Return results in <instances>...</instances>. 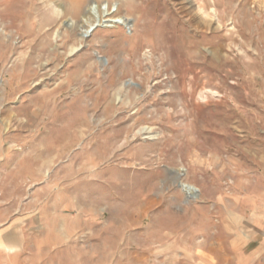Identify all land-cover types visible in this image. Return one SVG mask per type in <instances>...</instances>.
Returning a JSON list of instances; mask_svg holds the SVG:
<instances>
[{"label": "rangeland", "instance_id": "1", "mask_svg": "<svg viewBox=\"0 0 264 264\" xmlns=\"http://www.w3.org/2000/svg\"><path fill=\"white\" fill-rule=\"evenodd\" d=\"M74 1L0 0L18 264H264V0H122L83 41Z\"/></svg>", "mask_w": 264, "mask_h": 264}, {"label": "bare ground", "instance_id": "2", "mask_svg": "<svg viewBox=\"0 0 264 264\" xmlns=\"http://www.w3.org/2000/svg\"><path fill=\"white\" fill-rule=\"evenodd\" d=\"M123 2L124 1L122 0H90L89 4L87 5V9L82 17V20L75 21L71 18L67 21V26L70 29H76L79 31L80 41L88 38L99 28H117L120 26L125 28L132 27L131 18L119 14V7L123 4ZM73 6L75 9L77 8L79 10L82 7V1H74ZM66 11L67 10H65L63 6L54 9V13L57 18H66ZM79 50L80 46L72 50L71 53H77ZM178 186L181 187V189L185 193L191 196H198V194L200 193L199 189L190 184L178 183ZM214 253L213 254L215 257L208 260L210 264L225 263V257L222 253Z\"/></svg>", "mask_w": 264, "mask_h": 264}, {"label": "crops", "instance_id": "3", "mask_svg": "<svg viewBox=\"0 0 264 264\" xmlns=\"http://www.w3.org/2000/svg\"><path fill=\"white\" fill-rule=\"evenodd\" d=\"M23 250L18 224L7 222L0 212V264H18Z\"/></svg>", "mask_w": 264, "mask_h": 264}]
</instances>
